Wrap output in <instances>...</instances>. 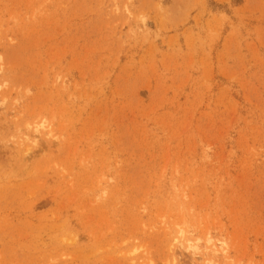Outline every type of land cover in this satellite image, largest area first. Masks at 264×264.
I'll return each mask as SVG.
<instances>
[{
  "label": "rangeland",
  "instance_id": "rangeland-1",
  "mask_svg": "<svg viewBox=\"0 0 264 264\" xmlns=\"http://www.w3.org/2000/svg\"><path fill=\"white\" fill-rule=\"evenodd\" d=\"M0 264H264V0H0Z\"/></svg>",
  "mask_w": 264,
  "mask_h": 264
},
{
  "label": "bare ground",
  "instance_id": "bare-ground-1",
  "mask_svg": "<svg viewBox=\"0 0 264 264\" xmlns=\"http://www.w3.org/2000/svg\"><path fill=\"white\" fill-rule=\"evenodd\" d=\"M33 132H36V133L39 132L38 128L35 127ZM31 142L35 143L36 139L33 138V140ZM189 240L186 238V240H185L186 245H184V248H186L187 250H190L192 255L196 256V254H198L197 250H199V247L196 243L195 244L191 243V241H189ZM199 252H200V255L198 254L199 257L203 258V255H206L207 259H211L212 257L216 258V257H219L220 255H223L224 247H223L222 243L217 245L215 242H212V244L210 245V249L208 251H202V252L199 251Z\"/></svg>",
  "mask_w": 264,
  "mask_h": 264
}]
</instances>
